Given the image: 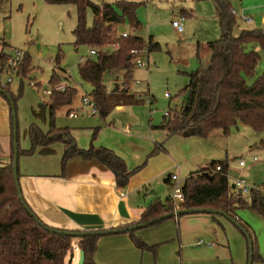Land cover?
I'll use <instances>...</instances> for the list:
<instances>
[{"label": "trees", "instance_id": "16d2710c", "mask_svg": "<svg viewBox=\"0 0 264 264\" xmlns=\"http://www.w3.org/2000/svg\"><path fill=\"white\" fill-rule=\"evenodd\" d=\"M47 2L53 5H75L77 25L73 31L74 45L76 48L87 46L98 51V56L94 60L88 59L79 65V75L83 81L92 85L91 95L100 115L106 118L121 103L137 102L133 96L108 92L104 83L107 72L124 71L125 88L129 89L133 79L135 59L131 52L136 50L140 55L145 48L149 53L161 49V46L152 39L146 41L140 37L118 36V25L129 21L133 27L132 19L137 4L118 2L115 5L109 3L97 5L90 0H47ZM213 2L219 13L221 37L207 44L210 52L207 64H201L196 71L188 75L189 85L184 90L187 98L181 109L169 112V116H165L162 127L168 131L169 136L193 133L198 137L207 138L214 130H222L225 135H229L239 124L255 132H264V75L253 84H248L247 81L254 76L261 60L260 53L255 49L250 51L247 46L254 45L264 52V32L259 29H249L242 30L236 36L234 31L237 22L232 12L231 0H213ZM1 4L2 0H0ZM116 6L122 10V16L118 14ZM88 10L94 15L91 26L86 19ZM183 16H188L186 11L183 12ZM115 43L120 45L118 50L104 51L106 46ZM200 50L201 46L198 47V55ZM8 59L7 56L0 55V65L3 70L7 69ZM20 68L26 76L29 68L28 59L25 58ZM50 84L52 87L62 84V78L56 71L51 77ZM4 92L0 93V96L7 101L11 109L8 98L10 97L14 104L16 98L10 89L7 88ZM76 94L77 89L70 85L64 92L53 91L48 104L51 116L50 130L45 133L39 127L31 126L29 129L31 148L23 153L31 155L40 146L63 142L65 144L63 169L74 157H81L86 161L97 160L114 174L117 186L125 188L138 169L130 172L125 162L108 149L93 146L88 150L79 148L68 129L56 127V109L72 105ZM13 122L11 110L12 138ZM255 148L264 150V139L256 144ZM11 159L8 166L0 165V264H65L66 257L74 250L75 239L79 240L78 247L86 254L84 264H96L94 256L98 241L103 236L76 238L53 234L46 229L53 227L43 222L28 204L30 210L22 205L13 173L14 156ZM217 166H221V171H215ZM183 193L184 202L180 210L210 208L223 211L232 217L238 210H250L264 218V196L256 192H252L248 198L241 195L234 196L228 177V165L222 162H213L201 173L190 175L184 183ZM173 212L170 199L166 203L156 201L144 211L141 220L132 225L149 222L164 215H171ZM167 219L148 227L161 224ZM237 222L247 230L243 222L238 220ZM61 230L83 232L80 229ZM135 232L126 233L131 236L139 249L152 250L153 248L135 236ZM252 242L253 263L264 261L259 257L256 242L253 240Z\"/></svg>", "mask_w": 264, "mask_h": 264}, {"label": "rangeland", "instance_id": "374dc122", "mask_svg": "<svg viewBox=\"0 0 264 264\" xmlns=\"http://www.w3.org/2000/svg\"><path fill=\"white\" fill-rule=\"evenodd\" d=\"M90 1L97 5L104 3L115 5L118 2L137 4L135 16L139 28L131 27L127 21L125 24L117 26L118 36L127 32L136 37L144 38L146 41L153 37L154 42H158L161 49L149 53V50L145 48L142 52L140 59L143 63H147L149 60L151 70L148 72L146 68L137 67L130 83V92L131 94L149 92L150 96L155 98V103L152 105L146 103V106L151 107L150 116H153L157 121L159 119L163 121L165 112H175L181 109L187 98L184 90L190 81L187 73L196 71L201 64H207L210 59V52L206 42L215 41L221 37L220 25L216 18L217 6L213 0ZM231 3L233 11L237 13L235 15L237 26L234 31L236 36H238L239 30L251 28L264 32V0H231ZM245 10H253L250 15L253 17L254 23L247 24L240 18ZM117 11L120 16L123 15L122 10L118 7ZM184 11L191 12L193 17L185 19L183 22L185 31L180 35L173 28L172 22L175 19H180ZM86 19L88 25L91 26L94 21L91 10L87 11ZM76 25L77 8L75 5H53L39 0H2L0 5V55L8 58L13 57L16 50H19L23 54L22 62L25 58L29 61L26 76L23 75L20 68L22 62L18 70L14 72H8L7 69L3 70L0 65V83L5 84L9 78H13V82L7 88L16 98L14 105L18 140L21 142V146L24 139H28L30 144L29 129L31 126L35 125L44 132L50 130L51 116L48 107L50 96L47 95L46 91L52 88L50 80L54 71L62 78V82H68L71 87L77 89L71 107L63 106L56 109V127L58 129L74 127L72 126L74 123L86 118L85 116L75 120L68 116L70 109L77 111L81 108L83 97L90 96L93 90L92 86L83 81L79 75V65L88 60L91 48L87 46L75 47L73 31ZM212 25L217 27V36L213 30L207 28L212 27ZM198 45L201 46L200 55H197ZM108 48V50H112L111 46ZM247 49L252 51L256 48L254 45H249ZM262 75H264V59L256 68L254 76L247 80L248 84H253ZM123 79V72L113 74L107 72L105 84L109 89H113L116 84L122 86ZM137 81H141L142 84L137 86ZM31 83L36 84V86H31ZM166 94L170 98H166ZM96 116L95 118L102 120L100 113ZM263 138L264 132H255L243 124H239L237 128L234 127L229 135H225L222 130H214L207 138L194 136L190 139V141L196 140V143L192 147L190 146V151H193L190 152V158L197 162L203 161V163L209 159L210 163L222 162L224 165L227 164L231 181L244 179L254 188H263L264 157L260 155L259 161L253 160V156L259 154L255 145ZM181 140L177 142L180 151L183 152V150L188 149L189 142L183 138ZM183 155L180 153V156ZM241 160L247 162L245 169L239 167L238 162ZM181 177L180 180L183 184L185 177L183 175ZM244 197L247 198V195ZM241 216L246 217L245 219L249 218L250 225L254 226V228L249 227V224L247 225L245 222L246 220H242L250 237H252L251 239L256 242L258 254L264 255V218L250 210H243ZM230 228L233 230L229 235L232 244L235 246L236 241L240 240L246 244V258L248 250L246 235L235 225H231ZM127 235L130 243H132L131 249L135 251L131 253L126 249V246L118 247L117 250H120L121 255L113 257L112 264H148L150 262L148 256L150 255L152 264H161L163 251L159 253L157 246H150L146 243L153 249L143 251L135 245L131 236ZM135 236L138 238L137 231ZM78 242V239L73 241V247L76 249L74 260L71 261L72 253H69L65 264L78 262ZM258 242L262 254L258 250ZM177 245H179L178 242ZM113 247L115 248V245L111 243L103 247V250H113ZM142 254L146 255L144 262ZM112 256L114 255H109V257ZM166 259L171 261L170 258ZM178 262V264H182L181 260Z\"/></svg>", "mask_w": 264, "mask_h": 264}, {"label": "crops", "instance_id": "0c3cea01", "mask_svg": "<svg viewBox=\"0 0 264 264\" xmlns=\"http://www.w3.org/2000/svg\"><path fill=\"white\" fill-rule=\"evenodd\" d=\"M39 1L47 2V0ZM186 12L188 18L193 17L191 12ZM251 12L253 10H245L242 15L249 16ZM216 18L219 22L218 12ZM252 18L251 16L252 22L247 24L254 23ZM132 22L133 28L138 29L136 16L133 17ZM207 28L213 30L217 36V27L212 25ZM241 31L239 30V33ZM150 39L154 42L153 37ZM108 47L106 46L104 51H108ZM255 48L262 57L261 62L264 59V52L260 48ZM88 59H94L90 58V51ZM133 65L135 74L137 67L134 61ZM141 68H146L150 72V61L144 63ZM120 72H123L124 77L125 72ZM189 74L188 72L187 75ZM139 82L140 84L137 86L142 84L141 81ZM62 84L70 85L68 82H62ZM106 87L108 92H113L115 89V87L109 89L107 85ZM125 89V80L123 79V85H120L122 91L113 93L133 96L137 102L121 103L106 118L101 116L102 120L95 118L96 115H88L89 109H84L83 105L77 111L70 109L68 112L70 119L77 120L85 116L86 118L74 123L72 125L74 127L60 128L70 131L79 148L88 150L93 146L108 149L125 162L130 172L138 169L129 179L125 188L118 187L114 174L97 160L86 161L81 157H74L67 162L63 169L62 159L65 151L63 142L40 146L33 154L26 155L23 152L30 150L31 142L29 144L28 139H24L21 146L19 141V150L22 152L20 151L19 155L18 170L24 199L39 218L49 226L56 229L100 231L136 224L152 203L156 201L166 203L169 199L171 200L173 184L169 181L170 176L177 175L182 178L183 175L185 183L190 175L201 173L212 164L209 159L203 163V161L197 162L190 158V152H193L190 151V146L192 147L196 143V140L190 141V139L196 135L185 133L169 136L168 131L162 127L164 119L157 121L153 116H150L152 109L147 107L146 103L150 99L152 105L155 103V98L151 97L149 92L131 94L130 88L127 89V93L124 92ZM72 113L77 114V117H70ZM47 132L45 131V133ZM182 138L189 142L188 149L183 152L180 151L177 142L182 141ZM256 151H259V154L254 155L253 160L257 157L260 160L263 150L257 149ZM180 153L184 155L180 156ZM12 156H14V148L11 109L7 101L0 96V165L8 166ZM246 167L240 168L245 169ZM229 181L232 192L233 181L230 178ZM241 212L242 210L236 211L234 218L241 222L246 220L247 225L249 224L248 226L251 227L249 218L242 217ZM231 225L234 224L220 215L193 213L174 216L161 224L136 231L142 242L150 246H157L159 253L163 251L161 264H178V260H181L182 264H248L249 247L247 246L245 258L246 244L240 240L236 241L234 246L229 238L230 232H233L230 228ZM199 240H203L206 244L211 243L213 247L197 246ZM111 243L115 245L113 250H103V247ZM131 245L126 233L103 236L98 241L94 256L95 263L112 264V258L121 255L120 250H117L118 247L126 246V249L133 253L135 250L131 249ZM75 251L74 248L71 261L74 260ZM78 251L80 252L79 247ZM109 255L114 256L109 257ZM142 257L144 262L146 255L142 254ZM148 257L150 259L148 264H152L151 255ZM259 257L264 258V255H259ZM166 258H170L171 261ZM256 264H264V261L260 260Z\"/></svg>", "mask_w": 264, "mask_h": 264}, {"label": "built area", "instance_id": "2783aa9c", "mask_svg": "<svg viewBox=\"0 0 264 264\" xmlns=\"http://www.w3.org/2000/svg\"><path fill=\"white\" fill-rule=\"evenodd\" d=\"M234 15H237L235 11H233ZM245 23H251L252 20L246 16V15H241L240 17ZM185 21V17L182 16L180 19H176L172 22V26L174 29L177 31L178 34H183L184 33V25L183 22ZM130 36H134L133 34H129L127 32H124L122 34L123 38H128ZM112 50H118L120 48L119 43H115L111 45ZM132 55L135 57L134 59V64L136 67H142L144 66V63L140 59L141 54H138V51L134 50L131 52ZM98 56V51L95 49L90 50V58H96ZM23 59V54L21 51L16 50L15 55L13 57H9L7 61V70L8 72H14L18 70L20 63L22 62ZM13 82V78H9L8 82L5 84L0 83V89L1 90H6L8 85H10ZM140 82L137 81L136 85H139ZM31 86L35 87L36 84L31 83ZM67 84H60L58 86L52 87L50 90L46 91L47 95L50 96L53 91H61L64 92L67 89ZM167 98H170L168 94H166ZM148 104H151V100H147ZM82 105L84 109H89L87 112L88 115H97L99 113L98 109L96 108V104L94 101L93 96H85L83 97L82 100ZM165 116H169V112L165 113ZM70 117H77V114H70ZM262 155L264 156V150L262 152ZM259 158H255L254 161H258ZM239 167L244 168L246 167V161L241 160L238 162ZM216 172L221 171V166H217L215 169ZM169 181L173 184L172 185V197H171V204L173 205L174 212L180 210V206L184 202V193H183V187H184V182L182 184V181L177 175H172L169 178ZM252 192H256L257 194L263 195L264 196V187L263 188H254L248 184V182L244 179H235L233 180V187H232V194L234 196H244V195H250ZM123 196V195H122ZM197 246H203V245H208L209 247H213V244L209 243L206 244L203 240H199L196 244Z\"/></svg>", "mask_w": 264, "mask_h": 264}, {"label": "water", "instance_id": "95a60500", "mask_svg": "<svg viewBox=\"0 0 264 264\" xmlns=\"http://www.w3.org/2000/svg\"><path fill=\"white\" fill-rule=\"evenodd\" d=\"M121 91L122 90H120V85L116 84L113 92H121ZM124 92L127 93L128 90L125 89ZM0 93H5V92H4V90H0ZM8 99L10 101L12 115L14 117V122H13V148H14L13 173H14V179H15V184L17 186L19 198L22 202V205L27 210H30L27 203L25 202L24 196L22 194V188L20 185V178H19V173H18L19 172L18 169H19L20 151H19V140H18V127H17V122H16V110H15V105H14V102L12 101V99L10 97ZM188 135H193V133H188ZM207 175H208V173H207ZM193 213H207V214H213V215H220V216L227 218L234 225H236L247 237L248 247H249L248 264H253V242H252L251 237H250L249 233L247 232V230L245 228H243L237 222V220L234 217L230 216L229 214H227L223 211H220V210H215V209H210V208L178 210L176 212H173L171 215H164V216H161V217H159L155 220L149 221V222H144L141 224L132 225L129 227H124V228H118V229L100 230V231H94V232H87V231L68 232V231L56 229V228L55 229L54 228L53 229L46 228V229H48L53 234H64V235H69V236L76 237V238L85 237V236H106V235H114V234H119V233H126L129 231H136L138 229H141L143 227H148L150 225H153L157 222H160V221L165 220V219L172 217V216H180V215L193 214ZM85 259H86L85 252L83 250H80L79 260H78L77 264H84Z\"/></svg>", "mask_w": 264, "mask_h": 264}]
</instances>
